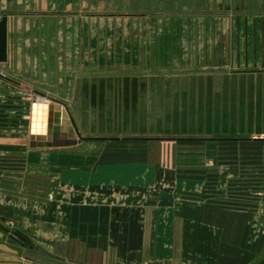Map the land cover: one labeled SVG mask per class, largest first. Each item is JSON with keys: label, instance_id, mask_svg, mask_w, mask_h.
I'll use <instances>...</instances> for the list:
<instances>
[{"label": "crops", "instance_id": "crops-1", "mask_svg": "<svg viewBox=\"0 0 264 264\" xmlns=\"http://www.w3.org/2000/svg\"><path fill=\"white\" fill-rule=\"evenodd\" d=\"M261 2L0 0V75L17 83L0 78V235L25 239L26 262L264 264V149L253 156L238 146L207 147L164 169L150 158L147 138L40 148L42 139L30 136L35 83L65 69L44 63L37 41L59 39V25L87 24L88 39L102 40L111 24L116 41H134L138 58L129 69L148 71L152 35L124 34V25L237 24L238 32H212L213 63L249 73L260 65L264 74V12L253 10ZM16 259L0 246V264Z\"/></svg>", "mask_w": 264, "mask_h": 264}, {"label": "rangeland", "instance_id": "rangeland-1", "mask_svg": "<svg viewBox=\"0 0 264 264\" xmlns=\"http://www.w3.org/2000/svg\"><path fill=\"white\" fill-rule=\"evenodd\" d=\"M261 5L262 9L253 10L263 13L264 0ZM178 20L124 25V34L139 29L152 35L148 71L129 69L138 58L132 49L134 41H116L109 34L115 32L111 24L104 28L109 38L102 40L88 39L87 24H61L59 34L53 33L59 39L37 42L47 53L44 63L65 69L43 72L34 90L67 106L84 143L97 146L113 138H147L150 158L164 169L212 146H238L246 153L264 149L261 66H252L249 73L244 67L241 72L232 71V66L213 63L212 32H238V25ZM166 33L170 39L163 38ZM187 34L190 39L183 38ZM121 42L123 49L116 47ZM13 43L16 47L19 41ZM52 47L57 56H51ZM261 144L263 148L256 147Z\"/></svg>", "mask_w": 264, "mask_h": 264}, {"label": "water", "instance_id": "water-1", "mask_svg": "<svg viewBox=\"0 0 264 264\" xmlns=\"http://www.w3.org/2000/svg\"><path fill=\"white\" fill-rule=\"evenodd\" d=\"M6 46L5 42L3 47ZM0 78L12 82L0 75ZM17 84V83H14ZM29 89V88H28ZM43 95L33 92L30 116L31 140L42 139L40 148H70L76 147L82 142L77 126L65 104L43 100ZM25 239L20 236L0 235V246L9 248L15 253L16 260L10 264H36L26 262Z\"/></svg>", "mask_w": 264, "mask_h": 264}]
</instances>
